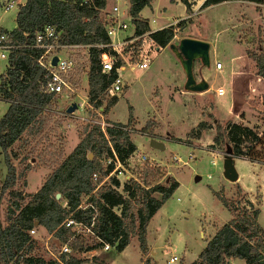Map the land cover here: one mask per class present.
<instances>
[{
    "label": "rangeland",
    "instance_id": "obj_1",
    "mask_svg": "<svg viewBox=\"0 0 264 264\" xmlns=\"http://www.w3.org/2000/svg\"><path fill=\"white\" fill-rule=\"evenodd\" d=\"M10 1L12 7L4 11V6ZM22 1L0 0V29L10 30L14 26V15ZM113 5L127 18V0H106L105 10H110ZM238 6L231 2L204 10L197 16L196 22L187 24L184 32L177 29V38L169 41L176 44L180 36L186 33L211 38L213 45L209 53V67L204 73L210 77L212 88L223 87L225 92L221 96L214 94L208 87L201 92L184 90L183 71L168 44L162 50L149 52L150 61L146 69L134 67L129 70L128 66L138 59L131 46L132 40L127 38L119 57L125 66L121 71L124 86L115 95V104L103 115L101 109L86 104L88 48L73 47L62 52L75 62L74 69L68 74L73 91L66 96L52 97L44 111L8 148L11 163L16 173H20L11 189L22 194L34 193L52 168L71 152L85 131L99 126L104 132L106 125L124 124L128 120L127 130L136 150L123 166L124 175L134 178L137 172L149 167L152 172L154 169L159 171L157 175L147 171L143 185H167L172 180L178 185L164 203L168 214L160 218L161 222L155 220L149 225L148 244L143 255L139 251L136 236L130 239L122 253L108 245L77 252L70 246L71 238L62 242L40 226L29 232L33 240L32 254L43 259H58L60 248L65 243L69 250L65 253L80 260L85 259L82 264H98L91 259L92 256L109 261V264H141L145 257L149 258L150 264L198 263L197 254L205 241L217 227L232 217L228 207L249 211L246 199L256 203L261 196L260 187L254 186L246 195L237 190L238 181L232 183L225 180L222 176L224 146L211 141L214 121L245 124L257 132L264 130V78L256 72L257 58L259 55L264 56V21L255 19V7L245 11ZM183 10V5L177 0H153L149 6H145L142 16L146 15L149 25L154 27L149 20L154 13H158L163 22H171L181 16ZM261 19L264 20V16ZM226 24L227 27L222 26ZM219 27L226 28L215 34ZM128 33L129 28L120 32L118 37L122 38ZM142 39L152 44L145 37ZM144 41L142 45H145ZM215 60L222 64L220 70L214 69ZM5 65V59H0V73ZM199 67V61H194L192 72L196 80L199 78ZM71 103H75L76 108L65 113V108ZM7 106L6 102L0 100V116ZM200 121L205 122L207 127L196 138L191 131ZM151 139L162 142L164 148L158 150L151 147ZM142 155L146 156V160L140 159ZM100 163L104 167L105 159L102 158ZM236 166L239 167L237 161ZM5 172L0 150V184ZM98 176L101 177L98 185L102 181L108 182L107 178L103 179L104 176ZM118 176V180L123 182L121 175ZM263 180L264 174L260 173L258 183H263ZM214 192L221 195L226 206ZM60 203L64 204L62 200ZM6 205L7 195L3 194L0 219H3ZM80 205L86 206L85 196L81 197ZM114 210L117 212L116 208ZM258 222L264 224V211ZM81 228L73 225L71 230L78 229L75 234L82 239L83 244H91L96 240L89 231ZM172 255L177 260L169 263L168 258ZM228 262L244 264L240 259H228Z\"/></svg>",
    "mask_w": 264,
    "mask_h": 264
},
{
    "label": "trees",
    "instance_id": "obj_2",
    "mask_svg": "<svg viewBox=\"0 0 264 264\" xmlns=\"http://www.w3.org/2000/svg\"><path fill=\"white\" fill-rule=\"evenodd\" d=\"M151 1L127 0V16L133 26L131 46L135 54L141 47L142 36L150 30L147 20L139 12L149 6ZM222 1L226 0H204L201 7ZM180 2L184 5L185 13L189 14L188 0ZM105 5L106 0H24L15 12V26L9 31L0 29L7 35V41L13 44L5 59V69L0 73V100L8 104L0 116V150L6 167L0 184V200L3 194L7 195L3 219H0V264L85 262V259L80 260L66 253H61L58 259H43L32 254L33 240L29 232L39 226L62 242L71 238L70 246L77 252L103 245L112 246L116 252H120L136 236L139 251L143 255L147 249V223L178 185L175 180L167 185H143L147 171L152 175H157L159 171L154 169L152 172L149 167L123 182L110 175L107 183L98 185L101 179L98 175L105 176L112 169L111 163L104 167L101 165L102 158L111 157L112 150L118 160L125 164L136 150L127 130L128 120L124 124H108L104 132L99 126L85 131L71 152L52 168L34 193L22 194L11 189L20 173H16L11 163L8 148L30 127L53 97L40 91L42 68L36 59L41 50L33 46L36 33L44 25H55L54 32L59 34V43L88 48V104L101 109L105 115L117 101L115 95L107 94L115 72L102 71L99 61L100 54L107 52V48L102 45L108 42V38L99 17ZM172 29V26L161 28L149 32L148 37L156 47H164L172 39ZM120 63L118 59L117 65ZM256 72L264 78L263 55L257 58ZM262 97L264 103V94ZM206 127L205 122L200 121L191 133L197 138ZM211 141L216 145H229L233 157L264 165V130L257 132L245 124L214 121ZM92 174H96V178H92ZM236 188L247 195L239 184ZM56 193L59 198H56ZM214 194L226 206L221 195L217 192ZM82 196L86 197L84 207L80 205ZM60 200L64 202L63 205ZM246 204L249 211L228 207L232 217L217 227L205 241L197 254L199 262L193 264H229L228 259H240L244 264H264V228L258 222L260 198L255 204L247 198ZM67 217L89 227V232L96 240L91 244H83L70 227L61 224ZM91 259L98 264H109V261L96 256ZM141 264H150L149 258L145 257Z\"/></svg>",
    "mask_w": 264,
    "mask_h": 264
},
{
    "label": "built area",
    "instance_id": "obj_3",
    "mask_svg": "<svg viewBox=\"0 0 264 264\" xmlns=\"http://www.w3.org/2000/svg\"><path fill=\"white\" fill-rule=\"evenodd\" d=\"M12 7V2H8L4 6V11L9 10ZM100 20L102 21L103 30L108 38V42L103 44V47L107 48V52H102L99 56L101 70L104 72L114 71L115 76L110 82L107 88V94L109 96L116 95L120 92L124 86V82L121 78V71L124 70L125 66L121 63L117 65V61L121 56L120 49L124 45L125 40L128 38L133 41L131 35L133 32V26L130 22L129 16L124 18L116 5L111 6V9L106 11L105 8L99 13ZM55 25H44L42 29L36 33L34 39V47L41 50L39 57L36 59L37 64L42 68V77L40 80V91L44 94H49L51 96H66L72 93V87L68 80V74L74 69L75 62L74 59L66 55L64 50L73 47H81L80 45H66L58 42V33L54 32ZM129 28V34L119 38V33L125 31ZM144 36V35H143ZM142 36V37H143ZM144 41V39H142ZM145 42V41H144ZM154 45V44H153ZM152 44L146 43L142 45L137 51L136 57L138 61L130 66L129 70H133L134 67L139 69H146L150 61V51H155ZM13 48V44L7 41V35L0 32V59H6L8 51ZM52 56H56L55 64H51ZM104 56V57H103ZM128 64V63H127ZM214 69L219 70L221 67L220 62L214 61ZM209 67V66H208ZM208 67L201 66L198 69L199 78L203 79L207 85L208 89H212L213 93L217 96H221L224 93V89L221 86L212 88L209 78L204 70ZM198 78V79H199ZM91 107L88 102L86 103ZM111 157L105 158V163L112 164V169L108 174L104 176L103 179L108 178V176L113 175L115 178L119 179L118 175H121L123 180L128 179L127 175H124L125 168L123 164L116 157L115 153L111 150ZM190 157V156H188ZM141 160H146V156L142 155ZM128 160V158L126 159ZM178 161V160H177ZM213 164L214 162L211 161ZM92 178H96V174H92ZM103 182V181H102ZM66 227H72L73 225L81 226L83 231H89V227H84L80 222H75L70 217L65 218L62 223ZM33 230H30L32 232ZM78 232V229L72 230ZM61 253L69 252L65 243L61 246ZM67 254V253H66ZM177 260L175 255L168 258V262L172 263Z\"/></svg>",
    "mask_w": 264,
    "mask_h": 264
},
{
    "label": "crops",
    "instance_id": "obj_4",
    "mask_svg": "<svg viewBox=\"0 0 264 264\" xmlns=\"http://www.w3.org/2000/svg\"><path fill=\"white\" fill-rule=\"evenodd\" d=\"M177 1L180 2V0H177ZM203 1L204 0H188V2L190 3V10H191V12L189 14L185 13L184 5L180 2L183 5V8H184L183 13H182L181 16H178L177 18H174L171 22H163L162 19H160L159 14L158 13H154L153 17H151L149 19L150 23L154 24V27L149 25L148 17L146 15H144L145 17L142 16L143 15V10L145 8V7H143L140 10L139 14H140V16L142 18H145L147 20L148 26H149V29H150L148 32H146L144 34L143 37H145L150 43L153 44V42L148 37L149 32H152V31H155V30L167 27V26H172L173 27V29H172L173 30L172 39L173 38L176 39L177 38L176 30L177 29H182V31L184 32L185 26L187 24L189 25L191 23L193 24V22H196L197 16L200 15L204 10H208V9L214 8L217 5L227 4V3H231V2L237 3L239 5L238 7H241L240 9L241 10H245V11H248L250 9V7H255L254 8L255 13H256V15H255L256 18L255 19H260V21H262V22L264 21L263 19H261V17L264 16V0H262L261 3H256V2H251V1H244V0H226V1H222V2H219V3H215V4H212V5L206 6V7H201V4L203 3ZM23 2H24V0L20 4H22ZM227 24L226 25H222V26H226L227 27ZM14 26H15V23H14ZM226 27H222V28L219 27L220 29H216L214 33L217 34L218 32L222 31ZM186 29H187V27H186ZM6 31H9V30H6ZM181 37H191V38H195V39H199V40L208 42V44H209V53H211V50H212L211 46L213 45L212 41H211V38H208L206 36L190 35L189 33L182 34V36H180V38ZM153 47H154V49L156 51H159V50H162L163 48H165V46L164 47H156L155 45H153ZM220 69H221V67H220ZM224 92H225V90H224ZM236 161L238 162L239 167L236 166ZM234 166L236 167V170H237V173H238V178H237L238 184L241 186V188L244 191L247 192V194H248V192L250 193L252 191V188L254 186H259L260 187L259 190H260V195L261 196H260V213L258 215V221H261L262 216H263V211H264V180H263V183L259 184L258 183V175L260 173L264 174V165H260V164H258L256 162L249 161V160H247L245 158H242V157H234ZM257 173H259V174H257ZM164 203L161 205V207L156 211V213L148 221V224H147V227H146V236H145L146 239L148 238L149 225H151L153 223V221H155V220L157 222H159V221L161 222L160 218L161 217H165L166 214H168L169 211L166 210V207L164 206ZM260 225H262V227L264 228V224H260ZM123 251L124 250L122 249L119 253H122Z\"/></svg>",
    "mask_w": 264,
    "mask_h": 264
},
{
    "label": "water",
    "instance_id": "obj_5",
    "mask_svg": "<svg viewBox=\"0 0 264 264\" xmlns=\"http://www.w3.org/2000/svg\"><path fill=\"white\" fill-rule=\"evenodd\" d=\"M168 47L172 50L175 58L178 60L181 69L184 74L183 88L190 92H201L205 91L208 87L207 83L199 78L196 80L194 78L192 67L194 61L198 60L201 66H209V44L206 41L191 37H181L176 44L168 43ZM104 57V56H103ZM56 61V56H52L51 64L54 65ZM76 108L75 103H71L65 108V113H70ZM150 146L162 150L164 145L162 142L155 139L150 140ZM91 157V154H89ZM222 176L228 182H236L238 178V173L234 166V157L232 156L231 149L229 145L224 146V153L222 155ZM198 180V177L194 178ZM58 198V193L55 194Z\"/></svg>",
    "mask_w": 264,
    "mask_h": 264
}]
</instances>
